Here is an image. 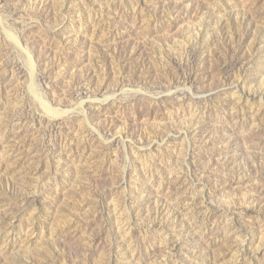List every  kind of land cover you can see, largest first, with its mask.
Here are the masks:
<instances>
[{"label": "rangeland", "instance_id": "rangeland-1", "mask_svg": "<svg viewBox=\"0 0 264 264\" xmlns=\"http://www.w3.org/2000/svg\"><path fill=\"white\" fill-rule=\"evenodd\" d=\"M0 264H264V0H0Z\"/></svg>", "mask_w": 264, "mask_h": 264}]
</instances>
